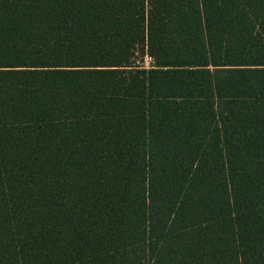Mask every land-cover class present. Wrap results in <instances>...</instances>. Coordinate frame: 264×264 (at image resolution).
Segmentation results:
<instances>
[{
  "label": "trees",
  "instance_id": "1",
  "mask_svg": "<svg viewBox=\"0 0 264 264\" xmlns=\"http://www.w3.org/2000/svg\"><path fill=\"white\" fill-rule=\"evenodd\" d=\"M0 264H264V0H0Z\"/></svg>",
  "mask_w": 264,
  "mask_h": 264
},
{
  "label": "built area",
  "instance_id": "2",
  "mask_svg": "<svg viewBox=\"0 0 264 264\" xmlns=\"http://www.w3.org/2000/svg\"><path fill=\"white\" fill-rule=\"evenodd\" d=\"M152 62V59L148 56L144 58V65L149 66V64Z\"/></svg>",
  "mask_w": 264,
  "mask_h": 264
}]
</instances>
